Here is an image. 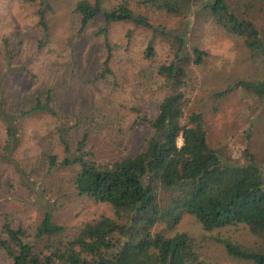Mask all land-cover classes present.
I'll use <instances>...</instances> for the list:
<instances>
[{"label":"rangeland","instance_id":"374dc122","mask_svg":"<svg viewBox=\"0 0 264 264\" xmlns=\"http://www.w3.org/2000/svg\"><path fill=\"white\" fill-rule=\"evenodd\" d=\"M79 1L0 0V91L11 103L26 107L39 90L53 86L60 114L37 113L20 121L19 143L10 152L14 161L0 157V223L10 215L16 223L35 228L49 210L71 235L89 221L114 215L109 202L78 194L73 181L76 167H58L35 178L27 172L36 156L48 150L60 158L65 155L58 127L73 150L88 134L86 148L98 159L145 149L154 130L140 119V113L149 117L158 113L168 91L158 68L174 58L172 36L178 33L186 34L190 56L182 89L190 109L204 113L210 144L236 162H243L248 150L264 172V97L243 88L216 95L240 79L264 80V55H254L243 38L228 33L209 14H193L190 22L136 0H131L133 10L166 28L168 35H154L131 20L107 23L104 13L81 30ZM100 1L104 8H112L122 0ZM40 9H44L47 29L40 22ZM253 17L259 26L264 25L263 13ZM40 39H44L42 45ZM150 39L154 48L148 53ZM4 45L15 53L13 64L2 68ZM109 47L112 74L103 71ZM194 47L204 52L200 63L195 62ZM103 72L105 79L99 78ZM5 133L0 119V155L5 154L1 148ZM164 229L167 235L192 234L203 257L215 264H253L232 256L223 239L245 245L263 243L245 225L206 231L191 214H185L173 230L157 227ZM0 264H12L1 250Z\"/></svg>","mask_w":264,"mask_h":264},{"label":"trees","instance_id":"16d2710c","mask_svg":"<svg viewBox=\"0 0 264 264\" xmlns=\"http://www.w3.org/2000/svg\"><path fill=\"white\" fill-rule=\"evenodd\" d=\"M136 1L190 22L193 14H209L228 33L243 38L254 55H264V25L259 26L253 17L256 12L264 14V0ZM98 2L77 3L81 30L104 13L107 23L131 20L154 35L169 32L147 15L136 13L131 0H122L112 8ZM43 11L39 10L40 22L47 29ZM185 35L172 36L174 58L158 68L168 91L157 115L140 113V119L154 130L145 149L98 159L86 148L88 134L73 150L58 127L65 155L60 158L48 150L36 156L27 172L35 178L58 167H76L73 181L78 194L109 202L114 215L89 221L71 235L49 210L35 228L5 215L0 223V250L12 264H215L203 257L199 241L189 232L167 235L165 229L157 230L160 225L173 230L185 214L194 215L206 231L245 225L263 243L245 245L223 239L226 249L242 261L264 264V172L248 150L245 160L236 162L210 144L204 113L190 109V99L182 89L190 65ZM153 41L148 42V53L153 52ZM39 42L42 45L44 39ZM194 48L195 62L200 63L204 52ZM111 49L104 61L106 74L113 73ZM14 50L10 45L3 46L2 68L13 64ZM104 72L99 78H106ZM235 88L264 97L261 79H240L216 95L223 96ZM31 99L26 107H19L0 91V119L6 132L1 147L5 154L0 157L10 162L14 161L10 152L19 143L20 121L37 113L60 115L53 86L39 90Z\"/></svg>","mask_w":264,"mask_h":264}]
</instances>
